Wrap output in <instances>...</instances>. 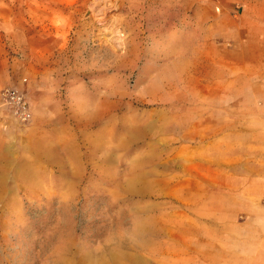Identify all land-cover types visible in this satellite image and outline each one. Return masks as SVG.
<instances>
[{
	"label": "rangeland",
	"instance_id": "374dc122",
	"mask_svg": "<svg viewBox=\"0 0 264 264\" xmlns=\"http://www.w3.org/2000/svg\"><path fill=\"white\" fill-rule=\"evenodd\" d=\"M258 5L0 0V264L247 248L264 223L249 219L264 211V75L237 57Z\"/></svg>",
	"mask_w": 264,
	"mask_h": 264
},
{
	"label": "crops",
	"instance_id": "0c3cea01",
	"mask_svg": "<svg viewBox=\"0 0 264 264\" xmlns=\"http://www.w3.org/2000/svg\"><path fill=\"white\" fill-rule=\"evenodd\" d=\"M257 8L256 13H262L260 19L253 15L252 20L243 22L244 28L248 29V39L240 43L243 45L239 44L238 49V63L243 65L248 75H264V10L259 5ZM248 14L250 13L246 15ZM0 55L3 57V54ZM262 186L264 187V182ZM249 219L264 221V211ZM246 230L248 232L238 240L239 245L247 247L244 251L233 249L230 252L213 253V245L207 242L205 251L196 250L195 255H192L191 264H264V223L260 228Z\"/></svg>",
	"mask_w": 264,
	"mask_h": 264
},
{
	"label": "built area",
	"instance_id": "2783aa9c",
	"mask_svg": "<svg viewBox=\"0 0 264 264\" xmlns=\"http://www.w3.org/2000/svg\"><path fill=\"white\" fill-rule=\"evenodd\" d=\"M11 100H13V102L18 103V105L25 108V105L22 102V98L19 95H16L15 93L11 94Z\"/></svg>",
	"mask_w": 264,
	"mask_h": 264
}]
</instances>
